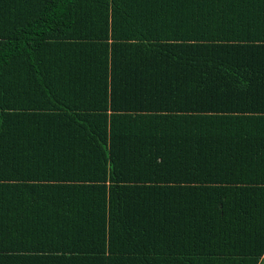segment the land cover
Returning a JSON list of instances; mask_svg holds the SVG:
<instances>
[{
  "label": "trees",
  "instance_id": "obj_1",
  "mask_svg": "<svg viewBox=\"0 0 264 264\" xmlns=\"http://www.w3.org/2000/svg\"><path fill=\"white\" fill-rule=\"evenodd\" d=\"M264 0H0V264H258Z\"/></svg>",
  "mask_w": 264,
  "mask_h": 264
},
{
  "label": "crops",
  "instance_id": "obj_2",
  "mask_svg": "<svg viewBox=\"0 0 264 264\" xmlns=\"http://www.w3.org/2000/svg\"><path fill=\"white\" fill-rule=\"evenodd\" d=\"M264 258V254H263V256L260 258V260H259V263L258 264H264V260H262Z\"/></svg>",
  "mask_w": 264,
  "mask_h": 264
},
{
  "label": "rangeland",
  "instance_id": "obj_3",
  "mask_svg": "<svg viewBox=\"0 0 264 264\" xmlns=\"http://www.w3.org/2000/svg\"><path fill=\"white\" fill-rule=\"evenodd\" d=\"M262 260H264V258Z\"/></svg>",
  "mask_w": 264,
  "mask_h": 264
}]
</instances>
